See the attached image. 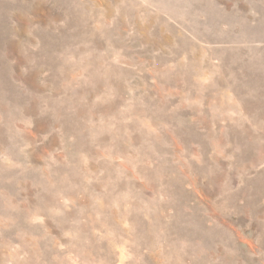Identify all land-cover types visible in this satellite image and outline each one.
<instances>
[{
    "label": "rangeland",
    "instance_id": "obj_1",
    "mask_svg": "<svg viewBox=\"0 0 264 264\" xmlns=\"http://www.w3.org/2000/svg\"><path fill=\"white\" fill-rule=\"evenodd\" d=\"M0 264H264V0H0Z\"/></svg>",
    "mask_w": 264,
    "mask_h": 264
},
{
    "label": "bare ground",
    "instance_id": "obj_2",
    "mask_svg": "<svg viewBox=\"0 0 264 264\" xmlns=\"http://www.w3.org/2000/svg\"><path fill=\"white\" fill-rule=\"evenodd\" d=\"M173 12H176V11H174L173 10ZM174 14V13H173ZM159 33V38H161V39H157V41H159L160 42V40H165V41H170V39H169V35L167 34V33H165L162 29L158 32ZM171 38V37H170ZM31 97V96H30ZM36 97L34 98V96H33V99L32 100H30V103H29V105L27 106V108L29 109V108H32V109H34L35 108V105L37 104V102H36ZM116 103V102H115ZM146 233H147V231H146ZM146 235V234H145Z\"/></svg>",
    "mask_w": 264,
    "mask_h": 264
}]
</instances>
